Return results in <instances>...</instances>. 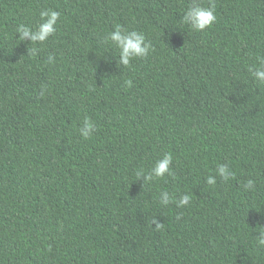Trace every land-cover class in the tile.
Segmentation results:
<instances>
[{
  "label": "trees",
  "instance_id": "obj_1",
  "mask_svg": "<svg viewBox=\"0 0 264 264\" xmlns=\"http://www.w3.org/2000/svg\"><path fill=\"white\" fill-rule=\"evenodd\" d=\"M214 2L195 31L192 0H0V264H264V0ZM48 8L56 32L19 41ZM116 24L150 54L118 66ZM165 153L172 175L137 180Z\"/></svg>",
  "mask_w": 264,
  "mask_h": 264
},
{
  "label": "clouds",
  "instance_id": "obj_2",
  "mask_svg": "<svg viewBox=\"0 0 264 264\" xmlns=\"http://www.w3.org/2000/svg\"><path fill=\"white\" fill-rule=\"evenodd\" d=\"M216 5L214 0H208L207 6L202 4L200 0H192L191 5L185 12L182 20L192 30L204 31L211 27L216 21L215 15ZM40 23L35 27L25 25L23 23L17 25L16 34L19 41H30L31 44H43L56 32V25L60 18V13L53 9H42L39 12ZM105 40L110 42L118 49V61L117 64L129 67L132 60L140 57H147L153 46L152 43L146 38V35L142 31L127 30L122 25L116 24L113 29L107 33ZM31 52L37 51L36 48L30 49ZM55 57L53 55L48 56V63H53ZM257 63L250 65L248 71L251 76L261 85H264V56L256 57ZM125 85L127 87L133 86L131 79L126 80ZM96 131L94 122L88 118H85L82 126L79 129L80 135L88 139ZM173 162V156L171 153H165L161 158L157 159L151 169L144 171L143 169L136 172L137 180L143 178L144 185L151 183L157 178H162L165 175H172L171 165ZM216 175L222 180L228 181L234 178L235 173L230 169L229 165L221 163L216 167ZM206 183L208 185H215L217 183L216 176H208ZM245 190H250L255 187L253 180L249 179L244 185ZM174 197L170 195L168 191H162L160 193V203L164 206L173 202ZM191 196L189 194L182 195L178 202L177 207H183L189 204ZM156 227L161 226V222L157 219L153 221ZM254 236L255 243L264 248V227H259L256 230Z\"/></svg>",
  "mask_w": 264,
  "mask_h": 264
}]
</instances>
